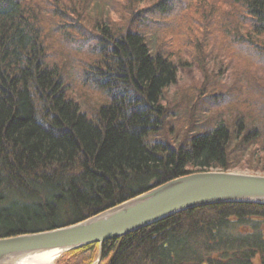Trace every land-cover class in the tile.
Masks as SVG:
<instances>
[{"label": "trees", "instance_id": "16d2710c", "mask_svg": "<svg viewBox=\"0 0 264 264\" xmlns=\"http://www.w3.org/2000/svg\"><path fill=\"white\" fill-rule=\"evenodd\" d=\"M205 57L233 86L172 112L179 66ZM209 171L264 174V0H0V238ZM96 260L264 264V205L198 207L55 264Z\"/></svg>", "mask_w": 264, "mask_h": 264}, {"label": "water", "instance_id": "95a60500", "mask_svg": "<svg viewBox=\"0 0 264 264\" xmlns=\"http://www.w3.org/2000/svg\"><path fill=\"white\" fill-rule=\"evenodd\" d=\"M225 203L264 205V176L223 171L181 176L78 223L0 238V264H23L44 253H53L54 261L66 252L124 237L178 213Z\"/></svg>", "mask_w": 264, "mask_h": 264}, {"label": "rangeland", "instance_id": "374dc122", "mask_svg": "<svg viewBox=\"0 0 264 264\" xmlns=\"http://www.w3.org/2000/svg\"><path fill=\"white\" fill-rule=\"evenodd\" d=\"M188 59L189 60L185 65L179 66L175 83L172 86H170L167 89V91L164 93V96L166 98V106H169V109L172 112L173 109H175L174 111L177 110L176 108L177 103L181 104L180 95L184 97H188L187 96L188 94H190L191 96L195 95L196 91L198 92L199 89H202L204 87V85H206L205 92H207V89H211L210 85H215L216 87H219L220 90H215V91L221 92L222 88L230 89L234 83L233 82L234 77L232 74L230 75V73L232 72L231 69L225 70L223 68L226 67L222 66L221 64L218 65L219 68L218 75L214 74V70H216V67H214L215 64L214 58L208 59L207 57H205V62L203 61L201 65L196 60H192V59L190 60V58ZM185 103L186 102L183 101L181 105L184 108V111L182 112L183 116L181 118L183 120H185L186 117L188 116L190 109V104L186 103L185 105ZM186 109L188 110L187 112ZM208 116L210 117V114ZM199 119H201V117ZM171 133L172 132L162 131L160 132L158 137L161 139L165 137V139L168 140L171 136ZM181 138L182 137H180L179 135L178 139L181 140ZM170 141L171 143L175 144V141L173 139H171ZM229 172L264 176V174L259 172H255V173L250 171H229ZM52 264H55V260L52 262Z\"/></svg>", "mask_w": 264, "mask_h": 264}, {"label": "bare ground", "instance_id": "6f19581e", "mask_svg": "<svg viewBox=\"0 0 264 264\" xmlns=\"http://www.w3.org/2000/svg\"><path fill=\"white\" fill-rule=\"evenodd\" d=\"M24 234H28V233H24ZM10 237H14V236H10ZM2 238H6V237H2ZM53 259H54L53 253H44V254L37 255L36 257H32L29 260H26V262H24L23 264H52Z\"/></svg>", "mask_w": 264, "mask_h": 264}]
</instances>
